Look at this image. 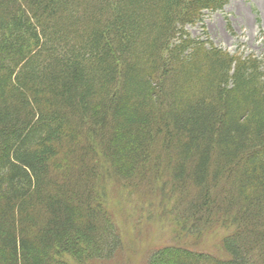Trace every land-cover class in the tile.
I'll list each match as a JSON object with an SVG mask.
<instances>
[{
	"label": "trees",
	"instance_id": "trees-1",
	"mask_svg": "<svg viewBox=\"0 0 264 264\" xmlns=\"http://www.w3.org/2000/svg\"><path fill=\"white\" fill-rule=\"evenodd\" d=\"M227 2L0 0V264L117 259L110 186L170 226L143 264H264V70L185 30Z\"/></svg>",
	"mask_w": 264,
	"mask_h": 264
},
{
	"label": "rangeland",
	"instance_id": "rangeland-1",
	"mask_svg": "<svg viewBox=\"0 0 264 264\" xmlns=\"http://www.w3.org/2000/svg\"><path fill=\"white\" fill-rule=\"evenodd\" d=\"M185 30L191 39L210 44L242 61L251 57L259 63V70H264V0H228L220 11L203 12L201 22ZM115 189L112 186L108 188V192L115 196L110 201L115 202L122 220L127 221L121 222L124 242L121 255L117 259L112 258L109 264H116L117 261L119 264H143V259L150 255V251L176 243L170 233V226H162L157 216L153 219L144 217L139 225L132 221L136 213L148 209L146 205L152 197L149 190H154L153 187H147V193L146 187L141 188L143 195L135 194L134 198L129 199H125L123 193ZM206 235L200 241L197 240L198 236L193 235L183 238L184 248L208 257L224 255L221 243L225 231H210Z\"/></svg>",
	"mask_w": 264,
	"mask_h": 264
}]
</instances>
